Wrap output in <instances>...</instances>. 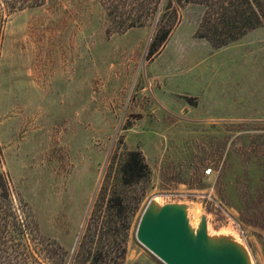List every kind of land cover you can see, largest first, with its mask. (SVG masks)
<instances>
[{
  "label": "rangeland",
  "instance_id": "374dc122",
  "mask_svg": "<svg viewBox=\"0 0 264 264\" xmlns=\"http://www.w3.org/2000/svg\"><path fill=\"white\" fill-rule=\"evenodd\" d=\"M208 13L173 2L116 32L94 0L1 11L0 168L67 264H163L136 239L152 199L264 264V25L214 48ZM132 151L149 175L124 188ZM112 190L131 205L109 218Z\"/></svg>",
  "mask_w": 264,
  "mask_h": 264
},
{
  "label": "trees",
  "instance_id": "16d2710c",
  "mask_svg": "<svg viewBox=\"0 0 264 264\" xmlns=\"http://www.w3.org/2000/svg\"><path fill=\"white\" fill-rule=\"evenodd\" d=\"M105 11L107 20L114 25L116 32L143 27L148 18L170 9L174 2L179 8L196 4L205 8L206 17L213 11L216 18L212 27V37L202 35L214 48L226 46L238 40L248 30L264 25V0H94ZM13 3V6L11 4ZM46 0H0V13L7 10H23L42 6ZM227 2V4H225ZM218 6V7H217ZM177 15V10H173ZM0 15V25L3 23ZM208 20H211L210 18ZM209 22V21H208ZM212 29V30H211ZM171 28L157 27L155 45L166 40ZM149 175V168L142 154L132 151L120 167L121 187H130ZM131 202L122 191L105 193L99 207L109 218L112 211L122 214ZM18 208V209H17ZM101 210H99L100 212ZM124 251H122L123 257ZM101 253L93 254L94 259ZM68 256L55 242L42 241L27 204L14 194L5 173L0 168V264H67Z\"/></svg>",
  "mask_w": 264,
  "mask_h": 264
},
{
  "label": "water",
  "instance_id": "95a60500",
  "mask_svg": "<svg viewBox=\"0 0 264 264\" xmlns=\"http://www.w3.org/2000/svg\"><path fill=\"white\" fill-rule=\"evenodd\" d=\"M195 234L185 212L172 205L143 211L136 229L137 241L163 264H246L243 255L228 240L210 245L206 221Z\"/></svg>",
  "mask_w": 264,
  "mask_h": 264
},
{
  "label": "bare ground",
  "instance_id": "6f19581e",
  "mask_svg": "<svg viewBox=\"0 0 264 264\" xmlns=\"http://www.w3.org/2000/svg\"><path fill=\"white\" fill-rule=\"evenodd\" d=\"M155 206H156V200L152 199L148 203V205L146 206V209L148 211H154L155 210L154 209ZM198 226L199 225H197L196 229H192L191 228L193 234H195L196 230L198 229ZM207 239H208V243L210 245H214V244L216 245L218 243V240L220 239V237H210L207 234ZM225 239L230 241L229 244L233 245L243 255L246 264H251L250 259H249L248 255H247V252L245 251V249L240 244H238V241L236 242V241L232 240L230 237H227V236L225 237Z\"/></svg>",
  "mask_w": 264,
  "mask_h": 264
}]
</instances>
